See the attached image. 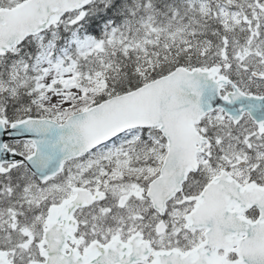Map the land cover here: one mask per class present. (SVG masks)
Here are the masks:
<instances>
[{
  "label": "snow or ice",
  "instance_id": "obj_1",
  "mask_svg": "<svg viewBox=\"0 0 264 264\" xmlns=\"http://www.w3.org/2000/svg\"><path fill=\"white\" fill-rule=\"evenodd\" d=\"M0 264H264V0H0Z\"/></svg>",
  "mask_w": 264,
  "mask_h": 264
}]
</instances>
